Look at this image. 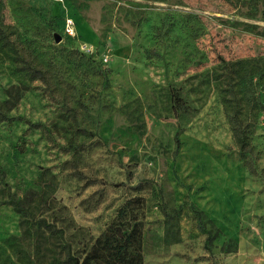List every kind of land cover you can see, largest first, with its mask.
<instances>
[{"label": "rangeland", "instance_id": "obj_1", "mask_svg": "<svg viewBox=\"0 0 264 264\" xmlns=\"http://www.w3.org/2000/svg\"><path fill=\"white\" fill-rule=\"evenodd\" d=\"M0 28V264L83 261L138 195L145 264H264V0H0Z\"/></svg>", "mask_w": 264, "mask_h": 264}, {"label": "trees", "instance_id": "obj_2", "mask_svg": "<svg viewBox=\"0 0 264 264\" xmlns=\"http://www.w3.org/2000/svg\"><path fill=\"white\" fill-rule=\"evenodd\" d=\"M0 35L5 45H13L12 38L1 28ZM27 68L34 77H44L42 70L32 66H27ZM37 126H40V124H37ZM176 143L175 155L179 153L182 146L179 132L176 135ZM147 184L155 185L156 182L150 179L142 180L134 189L141 190ZM146 206L145 198L140 195L127 198L119 206L105 230L98 236L84 260L81 261L80 258L73 256L70 248L67 252V262L69 264H145L143 240ZM195 215L198 229L207 236L205 247L210 249L213 235L206 226L203 213L195 210ZM44 225L47 228H55L54 224H48L46 221H44Z\"/></svg>", "mask_w": 264, "mask_h": 264}, {"label": "water", "instance_id": "obj_3", "mask_svg": "<svg viewBox=\"0 0 264 264\" xmlns=\"http://www.w3.org/2000/svg\"><path fill=\"white\" fill-rule=\"evenodd\" d=\"M57 40H60V37L59 36L57 37Z\"/></svg>", "mask_w": 264, "mask_h": 264}]
</instances>
